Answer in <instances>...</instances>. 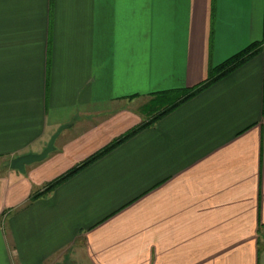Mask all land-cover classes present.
<instances>
[{
    "label": "crops",
    "instance_id": "1",
    "mask_svg": "<svg viewBox=\"0 0 264 264\" xmlns=\"http://www.w3.org/2000/svg\"><path fill=\"white\" fill-rule=\"evenodd\" d=\"M261 51L146 120L132 105ZM63 126L54 150L39 154ZM264 264V0H0V264Z\"/></svg>",
    "mask_w": 264,
    "mask_h": 264
},
{
    "label": "trees",
    "instance_id": "2",
    "mask_svg": "<svg viewBox=\"0 0 264 264\" xmlns=\"http://www.w3.org/2000/svg\"><path fill=\"white\" fill-rule=\"evenodd\" d=\"M261 44H252L236 54L235 56L231 57L224 63H222L217 68H211L208 72V77L205 82L202 84L188 89V90H182L179 92H164L160 94H154L152 95V99L154 101V112L152 113V116L142 122L141 124L137 125L136 127L130 129L128 132H126L121 137L115 139L111 143H109L107 146L103 147L90 157H88L86 160L81 162L80 164L76 165L75 167L71 168L64 174L57 177L52 182L46 184L40 191L34 192L31 194L29 201H34L51 191H53L56 187L67 181L68 179L75 176L78 172H80L82 169L86 168L87 166L93 164L109 152H111L113 149L127 141L128 139L135 136L140 131L146 129L147 127L155 124L158 122L162 117L166 116L170 112H172L174 109L188 101L189 99H192L199 93H201L203 90L211 86L212 84L216 83L217 81L221 80L225 76L229 75L234 70L238 69L242 65H244L247 61L252 59L255 55H257L260 51Z\"/></svg>",
    "mask_w": 264,
    "mask_h": 264
},
{
    "label": "water",
    "instance_id": "3",
    "mask_svg": "<svg viewBox=\"0 0 264 264\" xmlns=\"http://www.w3.org/2000/svg\"><path fill=\"white\" fill-rule=\"evenodd\" d=\"M67 126L61 127L49 140L47 146L39 154H25L16 157L10 161V168L19 172H24L25 166L43 161L49 153L54 150V141L58 136L59 132Z\"/></svg>",
    "mask_w": 264,
    "mask_h": 264
},
{
    "label": "rangeland",
    "instance_id": "4",
    "mask_svg": "<svg viewBox=\"0 0 264 264\" xmlns=\"http://www.w3.org/2000/svg\"><path fill=\"white\" fill-rule=\"evenodd\" d=\"M154 101L153 99L149 98H144L132 105V110L136 111L139 115L142 116V120H148L151 116L152 113L155 111L154 110ZM69 264V263H68ZM73 264V263H70Z\"/></svg>",
    "mask_w": 264,
    "mask_h": 264
}]
</instances>
